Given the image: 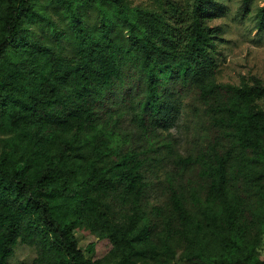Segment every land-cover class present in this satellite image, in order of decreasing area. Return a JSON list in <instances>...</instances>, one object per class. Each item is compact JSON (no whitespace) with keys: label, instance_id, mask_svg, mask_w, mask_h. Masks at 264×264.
Returning a JSON list of instances; mask_svg holds the SVG:
<instances>
[{"label":"trees","instance_id":"obj_1","mask_svg":"<svg viewBox=\"0 0 264 264\" xmlns=\"http://www.w3.org/2000/svg\"><path fill=\"white\" fill-rule=\"evenodd\" d=\"M57 1L73 22L77 56L64 57L30 34L29 19L51 23L39 0H0V113L14 112L13 133L0 152V264H6L25 233L57 252L54 264H95L78 245L75 231L80 228L111 240L118 252L114 264H133L149 253L174 254L165 233L154 236L158 245L151 238L152 222L136 201L130 220L120 226L100 211L95 196L136 174L139 153L122 152L119 132L96 113V108H111L108 102L117 88L126 86L123 69L128 66L142 76L133 119L152 138L149 146L172 120L175 100L169 83L215 100L217 105L209 104L212 120L232 141L231 158L207 143L195 157L180 159L197 167L207 185L204 198L202 187L191 181L182 188L167 182L172 217L187 243L182 257L210 264H264L257 249L264 233V109L257 104L264 102V84L255 76L251 84L238 85L212 79L213 39L220 29L206 20L222 14V4L193 0L187 11L167 15L130 7L124 0ZM83 3L99 5L98 36L83 26ZM256 17L258 29H264V2ZM123 23L128 36L120 44L112 30ZM66 118L76 119V127L62 126ZM94 246L88 243L86 251Z\"/></svg>","mask_w":264,"mask_h":264},{"label":"rangeland","instance_id":"obj_2","mask_svg":"<svg viewBox=\"0 0 264 264\" xmlns=\"http://www.w3.org/2000/svg\"><path fill=\"white\" fill-rule=\"evenodd\" d=\"M130 7H140L167 11V15L190 9L193 0H124ZM222 4L224 12L206 20L209 26L220 29L217 37L213 39L212 57L214 73L212 79L218 83L238 85L252 83V77H258L264 84V29L257 27L256 13L264 0H251L247 6L243 0H215ZM171 3L177 12L168 6ZM38 7L47 15L51 23L29 19V31L52 46L64 57L77 56L78 39L69 14L57 0H39ZM104 8L111 9L107 3ZM174 10V11H173ZM79 14L83 26L98 36L101 13L97 3H83L79 6ZM116 19V14H113ZM114 41L126 43L127 29L123 24H117L112 30ZM123 75L126 86L117 88L116 97L108 102L111 108H96L99 120H108L112 128L119 132L122 142L120 150H132L139 153L138 166L131 181L118 180L113 187L103 188L95 193L100 211L107 214V218L116 225H126L134 210V201L138 203L142 212L150 219L153 229L151 238L158 245L155 235L163 232L168 243L174 251L173 255L155 256L149 253L138 256L133 264H210L205 261H189L182 257L186 248L181 224L172 217V206L169 199L167 182L172 180L179 188L188 181L201 189L204 198L207 185L200 176L196 166L183 164L180 159L195 157L207 143L216 144L221 153L230 158L233 153L231 139L223 134L211 117L209 104L217 105L213 99L201 98L195 88L180 89L179 84L169 83V88L175 100V109L170 124L161 128L162 136L154 146H149L148 138L138 124L134 121V106L143 91L138 86L142 81L140 72L133 67H125ZM257 104L264 109L262 99ZM13 111L0 113V152L7 139L13 133L11 122ZM120 113V114H119ZM76 119L66 118L62 126L76 127ZM264 141V138H263ZM259 167V164H256ZM255 167V166H254ZM134 169V168H133ZM134 173V171H133ZM251 185V182H248ZM247 198L246 204L253 198ZM168 218L169 228L165 227V218ZM255 232L253 228V233ZM252 232L249 230V235ZM79 247L84 250L88 259L95 264H114L117 260V250L108 238H99L96 232L87 228L75 231ZM94 242L93 252L86 251L88 243ZM257 249L264 254V233L260 235ZM153 255V256H152ZM57 252L50 246L44 245L29 234H21L6 264H54ZM97 262V263H96Z\"/></svg>","mask_w":264,"mask_h":264}]
</instances>
